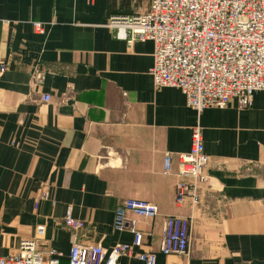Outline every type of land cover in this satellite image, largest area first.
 Returning <instances> with one entry per match:
<instances>
[{
    "label": "crops",
    "instance_id": "crops-1",
    "mask_svg": "<svg viewBox=\"0 0 264 264\" xmlns=\"http://www.w3.org/2000/svg\"><path fill=\"white\" fill-rule=\"evenodd\" d=\"M151 2L0 0V60L8 65L0 76V257L39 238V226L43 249L61 252V264L75 242L106 252L131 245L133 234L115 230L114 217L137 199L159 211L154 219L128 214L143 234L135 254L153 253L158 264H264V91L250 108L232 101L198 116L179 89H157L153 42L129 45L107 27L115 16L144 15ZM36 68L45 76L38 85ZM198 123L212 188L201 186L198 207L179 206L176 185L189 180L177 164ZM166 152L175 161L169 175ZM69 210L83 229L66 226ZM170 216L191 218L188 256L161 252ZM135 254L119 264H144Z\"/></svg>",
    "mask_w": 264,
    "mask_h": 264
},
{
    "label": "built area",
    "instance_id": "built-area-1",
    "mask_svg": "<svg viewBox=\"0 0 264 264\" xmlns=\"http://www.w3.org/2000/svg\"><path fill=\"white\" fill-rule=\"evenodd\" d=\"M34 27L38 34L45 33L43 24L34 23ZM107 27L116 39L129 45L153 42L154 64L150 75L155 87L179 89L187 106L198 116L209 108L225 109L232 101L241 109L250 108L255 93L264 91V0H152L144 15L115 16ZM7 70V63L0 60V76ZM44 77L36 68L34 84H42ZM42 99L50 102L51 97L45 95ZM174 162L173 154L166 152L164 174L174 172ZM208 165L198 123L192 130L190 152L181 154L177 164V174L189 180L176 185L175 199L179 206L187 202L192 207L200 205L201 186L212 188ZM47 197L45 189L40 199ZM158 211L150 202L126 200L115 212L114 228L119 232L129 230L134 236L133 243L117 244L106 252L101 246L75 242L69 264H119L123 256L134 255V248L143 245V234L138 231L137 222L128 219V214L154 219ZM65 224L75 231L85 226L70 210ZM37 233L39 238L21 242L17 254L0 257V264H61V252L43 249L41 245L46 228L39 226ZM191 242V218H166L161 245L164 256H188ZM135 256L144 264H158L153 253Z\"/></svg>",
    "mask_w": 264,
    "mask_h": 264
}]
</instances>
